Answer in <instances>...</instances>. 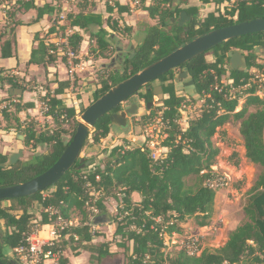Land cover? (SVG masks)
<instances>
[{
  "label": "trees",
  "instance_id": "16d2710c",
  "mask_svg": "<svg viewBox=\"0 0 264 264\" xmlns=\"http://www.w3.org/2000/svg\"><path fill=\"white\" fill-rule=\"evenodd\" d=\"M226 1L228 0H200V3L202 5L214 3L219 6ZM3 4V0H0V6ZM14 4V10L12 13H7V18L13 17L15 11L33 9L36 11L35 21L43 16H49L51 27L48 34L55 31V19H51V15L56 12L55 5L43 0L38 4L36 0L27 2L15 0ZM182 4H186V1L152 0L150 5L142 7L156 24L144 29L141 42L134 47V56L130 60L125 59L121 70L97 77L98 87L93 93L92 101L119 82L198 36L233 24L264 19V0H235L234 6L225 15L218 14V11L211 12L199 21L196 20L198 8H181ZM95 5L96 3L83 5L78 13L70 14L68 18L72 27L85 32H89L91 26L99 27L98 32H89V53L95 58H107L106 53L109 52L110 45L105 39L106 32L102 29V18L90 13V9ZM106 8L109 15H121L128 11V8L118 4L114 8L109 6ZM181 11L190 16L191 20L184 27L170 24V20L175 19ZM105 23L107 26L108 23L110 24L109 28L112 32L119 31L118 23L110 16L106 18ZM20 24V21H14L8 29L6 27L0 30L1 58L13 56L14 32L16 26ZM129 30L125 27L127 33ZM82 41L83 38L78 33H74L69 38L70 45L77 53ZM262 46L264 47V33L241 36L208 51L213 54L211 61L205 58V53L175 69L186 68L187 77L197 96L196 101L200 102L199 113L195 117L185 116L187 123L185 129H182L178 123V110L186 104V99L175 92V70L162 75L157 80L160 82L158 92L161 103L157 109L160 111L157 118L165 123L166 128L163 132L167 135L162 141L163 153L157 160L150 158V151L145 147L124 148L118 145L109 151L102 168L95 167L93 171H88L86 167L79 171L76 162L53 186L54 190L49 197L42 198L43 191L30 197L6 200L10 202L9 207L0 205V223L4 227L0 238V259H3L4 264H17L14 250L23 244L24 236L30 232L34 219L33 215L28 213V208L34 202L42 208L41 219L38 222L41 225L47 224L48 216L45 210L50 207L59 210L67 219L72 210H77L81 214L79 225L67 229L65 233L67 238L60 243L62 250L67 243L77 242L79 248L85 250L91 259L98 262L102 257L112 256L115 247L105 242L93 243V237L97 234L91 233L87 223H95L84 207L89 194L87 182L95 191L102 193L120 189L124 207L119 213L127 214L120 221H112L115 223L113 239L120 240L115 246L125 249L128 264H142L146 255H150L155 261L161 260V227L155 223V218H162L163 221L175 220V223L167 228L168 232L181 233L180 224L186 223L193 217L199 218L196 223L198 227H205L208 224L217 191L206 185L207 180L214 175L211 166L218 155V149L213 146L211 139L218 128L231 120L239 122L238 131L243 140L245 158L261 168L242 208L245 221L230 232L222 247L215 250L204 249L198 257H188L179 251L174 258L169 259V262L170 264H239L241 262L264 264V101L255 95L258 88L257 85L250 83L252 75L248 72L253 68L264 79V60L256 62L255 54V48ZM52 48L40 39L37 49L32 52L30 63L45 65L56 61L57 56L50 53ZM233 50L248 54L245 57L244 71L229 70L227 54ZM61 60L67 65L65 58ZM0 71L3 72V69ZM226 73L230 81L228 83L222 81ZM0 80L12 88L25 89L21 81L10 77L9 74ZM69 86L68 81L58 83L54 96L48 103L49 110L45 116H50L52 122L56 124V129L53 131L39 132L35 129V122L20 123L19 119L11 115L6 113L3 115L6 122L10 123L13 119L14 125L9 124L7 128H14L24 136L22 141L24 147L36 149L39 145H46L47 148L41 154L18 160L10 168L0 167V188L33 179L49 169L61 156L77 126L74 107H61L60 100L56 99V96L67 91ZM154 92L155 89L149 84L136 95L147 106L152 103ZM244 96L241 109L236 111L238 101ZM252 106L256 110L249 112L248 109ZM33 107L34 105L30 103L24 105L18 103L14 105V111L19 113ZM118 109L120 107L113 112ZM148 112V115L139 118L137 124L153 123L152 117L155 115L153 108H149ZM110 114H105L97 121L85 141V146L100 145V142L111 134L113 127ZM65 125L71 126L72 130H66ZM64 136H68V140H64ZM235 156L237 154H233V157ZM7 161V156L0 154V165ZM233 165L237 166L238 161ZM203 171L206 172L202 173ZM189 177H194L192 187H188L185 182ZM104 198L103 193L95 202L99 211L97 217L108 214L103 204ZM114 198L117 199L115 195ZM58 264H68V259L62 257Z\"/></svg>",
  "mask_w": 264,
  "mask_h": 264
},
{
  "label": "rangeland",
  "instance_id": "374dc122",
  "mask_svg": "<svg viewBox=\"0 0 264 264\" xmlns=\"http://www.w3.org/2000/svg\"><path fill=\"white\" fill-rule=\"evenodd\" d=\"M198 1L199 0H189V2L194 5H196ZM49 2L51 4L54 3V1L52 0H49ZM3 3H4L3 5L5 6V8H0V11L3 15L5 14V16L7 17V13H12L14 8L12 5H10L11 1L9 0H3ZM96 4L98 5L97 7L99 8L98 9L99 11L103 12L105 10L106 4L104 3V1L98 2ZM83 5H86V4H79L76 7L80 10V8ZM233 6H234V3H231L229 1L219 6H215L213 4L210 8L212 10L210 11H214V12L218 11L217 12L218 14L225 15V13L229 11ZM78 9L72 11L73 13L71 14L78 13L79 12ZM72 10H73V7H72ZM208 13H209L208 10H203V11L198 10L196 20L197 21L202 20L203 17ZM55 14L56 13L51 15V19L55 18ZM234 19L235 17L233 18V20ZM14 21H15V18H14ZM117 21L119 22L118 24L119 31L112 32L114 34H111L112 35L111 39L109 37L107 38L109 41L108 43L110 45L109 52L106 53L107 58L93 57V55L89 53V48H90L89 44L88 45L85 44V47H87V49L82 52V56L80 55V50H79L78 60H77L78 62L76 63L78 74H74V80H75V86L73 89L74 93H78L80 91L79 88L81 84H79V81H81L82 79L81 77H85V80H84L85 83H88L87 81H90V80H86V77L87 78L89 77L88 75L91 72V67H93L94 69V72H95L94 80H96L97 82L98 76L103 75V74L107 75L108 73L115 71L116 68L113 67L110 64V62L116 55L117 50H121V52H123L127 56L132 53L130 49V46H131L130 42L126 43L125 41L126 36L130 34V33H127V31H125V27L127 26L124 24V22H122L118 18H117ZM4 23L5 22L3 21L0 23V30H3L6 27L8 29L12 25V23L8 25ZM184 26H185V23L181 27H184ZM95 30H96V27L90 28L91 32ZM85 36L86 38L83 37V39L85 41H88L89 35L85 34ZM49 39L50 38L48 37L47 43H50ZM243 53L245 56L248 55L246 52H243ZM212 56L213 54L211 52H207L205 54V58L208 61H211V59L213 58ZM263 60H264V53L259 51L256 54V62H261ZM244 70L245 69H243V71ZM180 72L181 70H175L174 89L177 95L185 97L186 99L185 109H182L183 115H185L186 117L188 115V117L193 118L199 113L200 102L196 101L197 96L194 93V88L190 83L189 77H186L180 80L176 79V76L179 75ZM248 72L249 73L255 72V69L250 68ZM222 81L224 83L230 82L228 80V73H226L222 77ZM254 82H257V80L255 79L250 80L251 84H254ZM159 85H160V82L157 80L151 83V87L155 89L154 96L152 98V104L150 106V108H153V111L155 113V115L152 117L153 123H151L150 125L137 124V121L139 120V118L141 116L148 115L149 112H148V108L146 104L143 101L139 100L137 95L131 98L139 104V109L137 110L135 115L129 116L128 118L129 128L126 130H121L117 127H113L111 129V134L108 135V137H106L104 140H102L100 142V145L93 146V147L99 148L98 152H95V151L89 152V153H85V151L82 152L81 156L91 161L90 165L87 167L88 171L90 170L93 171L95 167L102 168L106 161L107 154L115 146L122 145L124 148H127V147L147 148V145L144 143L145 129L147 126H152L155 124L154 121H156L157 114L158 112H160L159 110H157L158 107L161 106L160 95L158 92ZM5 86H7V84H5L1 80L0 90L6 91L7 87ZM24 87L26 89L29 88L27 86H24ZM244 98L245 96L240 98V100L238 101V106L236 108V111H239L241 109ZM259 98L264 101V91L260 94ZM131 99H129L124 104H122L120 108L129 107L130 106L129 103L131 102ZM21 103H19V105H23ZM90 103L91 102L89 103L86 102L85 104L88 106ZM15 104H18V101H16V98L14 97H10L6 95L0 98V110H2L3 112L2 115H0V130L1 131L7 130L8 129L7 126L9 124H12L11 121L10 123L9 121L6 122L3 119V115L5 113L9 116L13 115ZM9 105L11 106V108H9ZM255 110L256 108L253 106L248 109L249 112H254ZM28 121L35 122L34 118L33 119L29 118ZM35 123H36L35 129L39 132H45V131H51V130L53 131L56 129V124L53 122L42 121L41 123L39 122H35ZM238 125H239V122H233L231 120L229 123H226L223 127L218 128L217 133L211 139L213 146L216 149H218V155L214 159V164L211 166V170L216 175H220L227 180L226 187L219 188L216 191L214 205L212 208V214L208 221V224L206 225L209 227V229L211 227H216V230L213 232H210L212 228L210 230L197 229L198 226L196 225V223L197 221H199V218L196 219V217H193L187 220L186 223H183L184 227H187V229L190 228L189 231H187L186 228H181L182 224H180V229H181L180 238L171 239L172 240L171 243L175 244V246H173L169 250V252L172 251L170 254V258H174L175 255L180 251V246H178V243L182 242L181 239L183 238L186 239V237H189V235H201L203 237L201 239L203 250L204 249H208V250L218 249L225 244L230 232L233 231L238 225L242 224L245 221L242 208L244 206L245 200L247 199L250 189L256 182L261 172V168L259 166L251 164L247 160H242L240 158L241 156H243V152H242L243 149L241 148L243 144L241 142L242 138L239 136L238 131H237ZM64 128L68 131L72 130L71 126L68 127L67 125H65ZM162 132L163 131H161V133ZM68 138H69L68 136H64V140H68ZM163 140H164L163 138H160V140L158 141V145L155 147V149L158 152L161 151L160 154L163 153L162 151V141ZM12 142H13V139H12ZM8 143L9 142L7 141L5 142L4 139L0 138V151L4 150L6 148V145H8ZM88 145H86L85 148L88 147ZM46 148H47L46 145H39L36 149H32L30 147H22L21 150L23 152V155L21 156L19 161L27 159L30 156H33L36 154H41L46 151ZM233 154H237V156L233 157ZM236 161H238V165L234 166L233 164ZM185 182L188 187H192L194 185V177L187 178ZM53 190L54 188L51 187L47 189L46 191H44L42 195L50 196ZM87 191L89 192V194H88V199L85 201L84 207L89 217H91V213H92L90 211L91 206L89 203L93 201V199H99L100 195H102L103 193L105 194L103 204L106 207V210L108 212L107 216L109 217L108 221L104 224H93L96 226L94 235L97 234L95 237H93V243H103V242L109 243L110 246L115 247L114 248L115 253L110 257L109 256L102 257L101 260L98 262L95 259H91L89 257V254L86 251H83V249L79 248V245L77 242H69L63 248V256L67 258L77 257L82 252H85L86 254L85 256L86 260L84 259L85 264H128V257L125 252V249L122 247L115 246V244L120 242V240L113 239V236H111L109 228H108V226H111L113 230L115 228V223H112V221H115V222L118 221L115 219L117 217L115 206L123 207V204L121 202L122 196L120 194L121 193L120 189L111 190L109 193L105 191L102 193L101 191L99 192L95 191V189L92 187L90 189L88 188ZM106 195H108V197H106ZM114 195L117 198L116 200L114 198ZM0 205L2 207H9L10 202H7V201L2 202L0 203ZM41 211H42V208L36 202H34L33 204L29 206L28 213L33 215V219H34L33 221H35V223H38L40 221ZM98 213L92 216L93 217L92 220H94L97 217ZM81 218L82 216L79 213V211L72 210L69 214L70 225L71 226L79 225ZM0 227H1V235H2L4 232V227L2 223H0ZM178 227H179V224H178ZM116 250H118V252H116ZM239 264H244V263L241 262Z\"/></svg>",
  "mask_w": 264,
  "mask_h": 264
},
{
  "label": "crops",
  "instance_id": "0c3cea01",
  "mask_svg": "<svg viewBox=\"0 0 264 264\" xmlns=\"http://www.w3.org/2000/svg\"><path fill=\"white\" fill-rule=\"evenodd\" d=\"M9 1H11L10 5L12 6L15 5L14 4L15 0H9ZM23 1L27 2L28 0H23ZM41 1L42 0H36V4H38ZM43 1L49 2V0H43ZM117 1L120 2L121 6L128 8L126 4L128 3L129 0H117ZM185 1L186 4H182L180 6L181 8L197 7L199 11L208 10L209 13L214 12V11H210L212 10L210 8L214 3L202 5L199 0L198 3L194 5L191 4L189 0H185ZM151 3L152 0H141L142 5L139 9H136L133 12H129L128 9L127 12L121 15H116V17L122 22H124L127 28L130 29L128 32L130 34L126 36V40H125L126 43L130 42L131 45L130 49L131 47H133L134 49L135 45L141 42L144 36V29L147 26L156 24V21L151 19L148 16V14L142 10L143 6H148ZM97 6L98 5L96 4L92 9H90V13L100 16L102 18V22H103L102 29L106 32L105 39L108 41L107 38L109 37L111 39L112 38L111 34H114L109 28L110 24L108 23L107 26V24L105 23L106 18L109 17V14L107 13L106 7L105 10L101 12L98 10L99 8ZM0 8H5V6L1 5ZM76 9L78 8L73 7L72 11ZM206 16L207 14L203 18H205ZM35 17H36V11L33 9H29V10L22 9L20 11H15V15L11 18L9 17L7 18L5 14L3 15L0 11V21L2 20L3 22H5L4 24L14 22V18L15 21H20L21 23L20 25L16 26L14 32L15 42L13 44V56L10 58L0 57V69H3V72L0 71V79L5 75L9 74L10 77H15L16 79L21 81L20 83H22L23 86L29 87L28 89L24 87L25 89L21 90V89L12 88L7 84V86H5L7 87L6 91L0 90V98L8 95L10 97L16 98V101H18V103L22 102L21 104L23 105L28 103L34 105L33 108L22 110L19 113H16L14 111V114L11 116L13 118L15 117L19 119L20 123L29 122L28 121L29 118L32 119L34 118V121L39 123H41L42 121L52 122L50 116H45V114L44 115L39 114L40 111L39 104L44 100L43 95H46V97L50 99L51 97L54 96V90L57 88L58 83L68 81L70 85L69 89L67 91L65 90L63 94L56 96V99L60 100L61 107H66V108L74 107L78 118L80 114L79 113L80 109L87 106L85 104L86 102L87 103L92 102L93 93L98 87L96 80H94V73H95L94 69L93 67H91V72L88 75L89 77L88 78L86 77V80H90L87 81L89 84L84 82L85 77H81L82 79L81 81H79V84H81L79 88L80 91L78 93H74L73 89L75 86V80L73 82L70 81L69 68L65 64V62L61 60V57L57 56L56 61L47 63L45 65H37L30 63L32 52L33 50L37 49L39 40L40 39L43 40L44 43L47 45V39L49 36L48 31L49 28L51 27V20L49 16H43V18L37 21H35ZM7 20L10 22H8ZM91 27H96V30L92 32L89 30L90 33L98 32L99 27L97 26H91ZM76 30L77 31L75 33H78L82 38L83 37L86 38L85 34L88 35L90 34L89 32H85L84 30H81L77 27ZM89 42H90V35L88 41H85L83 39V41L81 42L82 45L80 44L81 47L79 48V50L81 56H82V52L87 49V47H85V44L88 45ZM74 74H78L77 69H75ZM0 85H1V80H0ZM9 108H11L10 105ZM2 113L3 112H1V115ZM10 121L14 125L13 119H11ZM186 125L187 124H185V126ZM238 129H239V125L237 131ZM18 134L20 133L16 132L14 128H8L7 130H2V131L0 130V138L4 139L5 142L6 141L9 142L8 145H6V148L0 151V154L5 155L8 158L10 154L16 153L19 150H21L22 147H24L22 143L23 140L17 139ZM241 142L243 144V140ZM241 148L243 149L242 151L243 156H241L240 158L242 160H247L245 158V149L243 146ZM108 228L111 236H113L114 229L112 230L111 226H108ZM181 228H186L187 231H189L190 229L184 227V224H182ZM197 229H201V228L198 227ZM116 252H118V250H116ZM85 256H86L85 252H82L77 257H70V258L66 257V258L68 259V264H83V263L85 264V260H86Z\"/></svg>",
  "mask_w": 264,
  "mask_h": 264
},
{
  "label": "water",
  "instance_id": "95a60500",
  "mask_svg": "<svg viewBox=\"0 0 264 264\" xmlns=\"http://www.w3.org/2000/svg\"><path fill=\"white\" fill-rule=\"evenodd\" d=\"M191 20L184 11H181L175 19H171V24H177L182 26ZM264 33V19H254L248 22H241L226 26L219 29L211 30L210 32L198 36L183 46L177 48L167 56L153 62L147 67L141 69L135 74L131 75L127 79L119 82L111 89H109L102 96L92 101L86 108L81 109V113L77 118L76 131L61 154L58 160L45 172L28 180L24 183L13 185L9 187L0 188V201H6L10 199H17L22 197L34 196L38 193L53 187L63 175L69 171L77 162V170H83L90 165V160L82 157V152H98V147L85 148V141L89 136L90 132L94 128L97 121L105 114L111 113L109 118L112 127H117L121 130L129 128V116L136 114L139 109V104L133 101L130 106L125 110H119L112 113L113 110L120 107L122 104L127 102L129 99L136 96V94L144 87L158 80L162 75L178 69L188 61L207 53L218 45L227 42L229 40L249 35ZM131 55L127 58L123 57V63L125 59H132L134 56V49L131 47ZM259 51L264 53V47L255 48V54ZM121 50H117V55H121ZM114 57V60L117 57ZM228 68L229 70L241 71L245 69V55L243 51L233 50L227 54ZM123 64L117 69L116 72L121 70ZM187 70L182 68L179 75L176 76L177 80L186 78ZM152 103L147 104L149 109ZM18 140H23V135L18 134ZM22 151L19 150L16 153H12L8 157V161L5 164H1L2 168H10L14 166L18 159L21 158ZM109 217L103 215L94 219L95 224H104L108 221ZM1 235V227H0ZM0 264H4L3 259H0Z\"/></svg>",
  "mask_w": 264,
  "mask_h": 264
},
{
  "label": "built area",
  "instance_id": "2783aa9c",
  "mask_svg": "<svg viewBox=\"0 0 264 264\" xmlns=\"http://www.w3.org/2000/svg\"><path fill=\"white\" fill-rule=\"evenodd\" d=\"M54 1L53 5L56 7L55 14V31L49 34V47H53L50 50V53L55 54L61 58H65L67 61V66L69 68V79L70 81H74V73L75 69H77L76 62L78 60V53L75 52L72 46L69 43V38L73 35L77 30L76 27H72L69 22V15L72 12V7H76L79 4H92L104 1L106 6L114 8L116 4L120 5V2L117 0H52ZM231 3H235V0H228ZM228 1L224 2L227 3ZM128 6L129 12H133L135 9L141 7V0H129L126 4ZM121 6V5H120ZM112 20L117 21L116 15H109ZM115 16V17H114ZM48 42V40H47ZM252 75L251 80L255 79L257 82H254L257 85V91L255 92L256 96H260V94L264 91V79L257 73H250ZM44 100L39 104L40 115H44L49 110V100L46 95H43ZM3 108V107H2ZM182 109H185V105H182L178 110V123L182 129H185L186 120L185 115L182 113ZM180 111V113H179ZM2 110H0L1 115ZM182 116V118H181ZM154 125L148 126L145 129L144 135V143L147 145L148 150L150 151V158L152 160H157L160 158L161 154L158 152L155 147L158 145V141L160 138L165 139L167 135L164 131L166 126L165 123L157 118L154 121ZM156 131V132H154ZM164 149L162 148V151ZM206 171H203L204 173ZM213 177L207 180L206 185L209 188L219 189L224 188L227 185V180L220 175H216L213 172ZM98 179V177H96ZM87 188H92L91 184L87 182ZM43 194V193H42ZM49 196H43L42 198H47ZM93 199V198H92ZM98 199H93L90 204L91 219L94 214L98 213V209L95 206V202ZM88 205V204H87ZM124 207V206H123ZM121 206H115V211L117 212L116 220L120 221L124 215L127 213H119L120 210H123ZM48 216V222L45 225H41L39 223H35L32 221V225L30 228V232L24 236L23 244L17 247L14 250L16 254L15 260L17 264H58L63 256V250L61 249V241L67 238L66 231L69 227H71L69 219L65 218L62 213L53 208H47L45 210ZM156 224H159L161 227L160 238L162 239V248L160 252L162 256L161 260L155 261L150 255H146L143 258L142 264H169V258L172 251L169 250L175 246L172 244L171 239H179L180 234L176 231L168 232L167 228L172 226L175 223V220L169 219L168 221H163L162 218L154 219ZM89 226L91 233H95V225L91 223H87ZM212 228V229H211ZM211 231L216 230V227H211ZM210 230L208 226L202 227L201 230ZM139 231V230H138ZM76 239L75 236H73ZM201 235H189L186 239H181L182 242L178 243L180 246V251L183 252L188 257H198L202 252V239ZM227 264V263H224Z\"/></svg>",
  "mask_w": 264,
  "mask_h": 264
},
{
  "label": "flooded vegetation",
  "instance_id": "af4514ba",
  "mask_svg": "<svg viewBox=\"0 0 264 264\" xmlns=\"http://www.w3.org/2000/svg\"><path fill=\"white\" fill-rule=\"evenodd\" d=\"M186 24V23H185ZM116 55H117V53H116ZM115 55V56H116ZM114 56V57H115ZM117 58H115L114 60H111V62H110V64L111 65H113V67H115L116 69H115V71H117V69H119V67L123 64V60H122V58L123 57H125V58H127V55H125L123 52L121 53V55H118V56H116ZM246 57V56H245ZM245 63H246V58H245ZM134 100L133 99H131V102L129 103V105L133 102ZM128 107H123V108H120V109H118V110H116L115 112H117V111H119V110H125V109H127ZM115 112H112V113H115ZM2 237V235H0V238Z\"/></svg>",
  "mask_w": 264,
  "mask_h": 264
}]
</instances>
